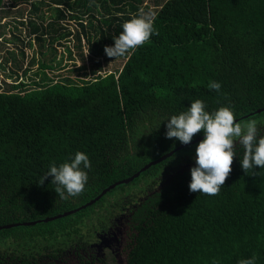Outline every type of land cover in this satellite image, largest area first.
Returning a JSON list of instances; mask_svg holds the SVG:
<instances>
[{"label":"trees","instance_id":"trees-1","mask_svg":"<svg viewBox=\"0 0 264 264\" xmlns=\"http://www.w3.org/2000/svg\"><path fill=\"white\" fill-rule=\"evenodd\" d=\"M19 1L30 11L21 22L27 46L34 37L53 53L62 48L73 68L57 80L58 75H48L55 66L38 62L32 71L38 80L2 81L0 226L41 222L0 230V264L65 259L71 242L78 241L79 248L91 236L93 214L105 209L108 196L140 181L146 192L138 202L134 191L112 202L114 211L128 209L131 237L125 264H238L253 254L256 264H264V169L243 171L244 148L237 141L232 172L220 193H192L194 165L179 166L188 161L182 154L195 153L201 141L177 151L184 144L166 138L167 120L195 100H202L210 113L230 107L236 122L255 119L257 138L264 137V111L256 113L264 108V0H162L154 2V11L145 0ZM141 7L154 13V34L125 57L109 58L105 47L114 46L113 37ZM44 10L50 13L46 19ZM19 38L13 40L21 43ZM210 81L221 84L219 93L209 89ZM175 150L94 205L42 222L85 205ZM78 151L91 163L83 193L59 198L52 177L39 185L53 161L59 166ZM174 167L165 181L161 174ZM82 228L89 234L86 239Z\"/></svg>","mask_w":264,"mask_h":264},{"label":"clouds","instance_id":"clouds-1","mask_svg":"<svg viewBox=\"0 0 264 264\" xmlns=\"http://www.w3.org/2000/svg\"><path fill=\"white\" fill-rule=\"evenodd\" d=\"M89 7H92L91 3ZM154 18L151 10L139 8L122 25V32L113 37L114 46L105 47V54L116 60L143 46L154 34ZM208 87L218 93L221 90V84L216 81H210ZM205 108L202 100H195L186 111L171 116L167 120L166 138H175L188 145L194 136L203 131L204 139L195 150V166L191 168L189 190L215 196L220 193L232 172L237 141L244 148L241 160L243 171L247 174L257 167L264 169V137L257 138L255 119L236 122L234 112L228 106L219 107L211 113ZM90 168L89 157L78 151L59 166L53 161L38 183L42 186L45 180L52 177L51 184L55 186L54 191L59 198L66 200L77 197L83 193L88 181L85 169ZM257 259L258 255L253 254L251 258L240 259L238 264H256ZM213 264H219V261L214 260Z\"/></svg>","mask_w":264,"mask_h":264},{"label":"rangeland","instance_id":"rangeland-1","mask_svg":"<svg viewBox=\"0 0 264 264\" xmlns=\"http://www.w3.org/2000/svg\"><path fill=\"white\" fill-rule=\"evenodd\" d=\"M155 1L161 2L162 0H145L144 4H150L152 11L156 10L158 7L154 6ZM27 3L23 1L15 2V0H4L3 6L0 9V89L4 87L3 84L7 83L9 84L11 81L15 80L17 78L18 81L21 79L25 82H32L35 80H38L39 75L33 74L32 71L37 69L38 62H47V65L55 66L56 69L53 70V73L48 71V75L51 77L52 75L56 74L59 76L57 80H60L62 75H65L67 73L70 74L71 69L73 68L72 61L68 60V55L64 52V49L58 48L56 52L53 53L52 49L50 47L47 48H41L39 43H37L34 37H32L29 41L32 42L31 48L27 46V39H29V36H27V31L25 25L21 24L22 20L26 19L29 15V8L26 6ZM45 9V8H42ZM42 11V10H41ZM45 19L49 17L50 13H47L45 10ZM23 13L21 16L20 14ZM48 19L46 20V22ZM69 25V24H68ZM71 29H76L75 26L72 24L69 25ZM15 34V35H14ZM17 36L20 37L21 43L19 41L13 40V37ZM9 40L10 42H7ZM16 42V43H15ZM72 42L74 44V40H72L69 44L67 43V47H72ZM24 52V56L22 57L20 54L21 52ZM84 51L86 52V47H84ZM32 60V63H31ZM34 60V63H33ZM76 60V59H75ZM80 65V62H76V67ZM60 67V70L58 68ZM75 73H71V75H74ZM8 76H12L11 78H8ZM40 76L42 77V73H40ZM91 77L89 74L87 79ZM75 77H73V80ZM2 81H6L3 83ZM187 154L188 161H183L181 166H179V170L184 169L188 164L191 163V166H195V153H191V151L184 152L182 155ZM193 154V155H192ZM191 155V156H189ZM186 162V163H185ZM176 170V167L169 168L167 171L169 173H166L167 175L161 174L162 178L167 181L171 175L172 172ZM160 176V177H161ZM161 184V183H160ZM138 188V189H137ZM134 191L133 193L136 194L134 197V202H138L139 199L143 197L144 192H146V187L143 183V181H140L136 186L134 185H126L123 188H118L114 190L107 198L105 202V209L99 211L97 210V214H93V219L91 220L93 226L94 224L97 225L98 223H101L98 220L105 219L107 221L110 216H112V211H114L113 201L114 199L121 196L122 193H128ZM113 202V203H112ZM114 217L116 218V221H114V225L117 228H121L123 232V236L127 235L128 233H131L130 226L128 223L125 222V219L127 217V211L124 212V219L119 216V214H115ZM103 223V222H102ZM123 223V224H122ZM126 224V227L124 225ZM39 229L38 226L35 227L33 230ZM97 230V229H96ZM25 231V230H23ZM82 236L84 239L87 238L89 235L87 231L83 230L82 228ZM20 233V231H19ZM126 240V238H125ZM14 240L12 239L10 243H12ZM89 241V239H88ZM78 242V241H77ZM77 242H71L72 245L70 247H67L64 253L65 259H59L58 261H55L54 264H75L78 262V258H75L73 256V249L72 247L76 245ZM7 243V241H6ZM5 243V244H6ZM4 244V246H5ZM123 255H126V250L128 249V246H125ZM4 247L0 245V251H3ZM9 252H12L8 250Z\"/></svg>","mask_w":264,"mask_h":264},{"label":"flooded vegetation","instance_id":"flooded-vegetation-1","mask_svg":"<svg viewBox=\"0 0 264 264\" xmlns=\"http://www.w3.org/2000/svg\"><path fill=\"white\" fill-rule=\"evenodd\" d=\"M126 211L128 209L112 211V216L106 222L94 225L92 234L88 237L89 241L87 239L79 248L77 245L72 247L73 256L88 261L90 264H125L126 255L122 256V253L124 252L123 248L130 242L131 233L122 235V229L114 225V221H116L114 215L119 214L124 219ZM125 222L129 224L128 216ZM124 225L126 227L125 223Z\"/></svg>","mask_w":264,"mask_h":264},{"label":"water","instance_id":"water-1","mask_svg":"<svg viewBox=\"0 0 264 264\" xmlns=\"http://www.w3.org/2000/svg\"><path fill=\"white\" fill-rule=\"evenodd\" d=\"M263 111H264V108L261 109V110L256 111V113H260V112H263ZM203 139H204V135L196 138L190 144L184 145V146L180 147L179 149H177V151L180 150V149H183V148H186V147L195 145L198 142L202 141ZM175 152H176V150L173 151V152H171V153H169V154H167V155L164 154L163 156L157 158L155 161H151L149 164H147L139 172H136L131 177H129L127 179H124V180H121V181H119V182H117V183L109 186L108 188H106L105 190H103L98 196H96L93 200H91L90 202L86 203L85 205H82L81 207H78V208H76V209H74L72 211L66 212V213H64L62 215H58V216H55V217L43 219L42 222L47 223V222H51V221H54V220L59 219V218L67 217V216H70L72 214H75L76 212H79L80 210H84V209H86V208L94 205L103 196H105L108 192H110L111 190H113L118 185H123V184H129V183H131L134 179L138 178L142 172H145V171L149 170L151 167L156 166V164L161 163L162 161L167 160L168 158L172 157ZM37 222L39 223L41 221H37ZM37 222L29 221L28 223H22V224H9V225H4V226H0V230H8V229H11V228L20 226V225L21 226L35 225Z\"/></svg>","mask_w":264,"mask_h":264},{"label":"crops","instance_id":"crops-1","mask_svg":"<svg viewBox=\"0 0 264 264\" xmlns=\"http://www.w3.org/2000/svg\"><path fill=\"white\" fill-rule=\"evenodd\" d=\"M27 6V5H26ZM23 13L20 14V16L22 15ZM26 17H27V14H26Z\"/></svg>","mask_w":264,"mask_h":264}]
</instances>
